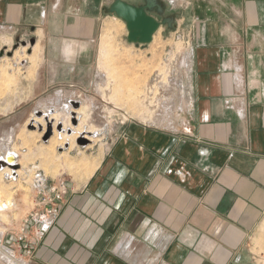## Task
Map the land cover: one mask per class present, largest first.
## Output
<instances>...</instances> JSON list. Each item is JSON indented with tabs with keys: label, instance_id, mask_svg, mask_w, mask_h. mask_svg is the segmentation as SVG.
<instances>
[{
	"label": "crops",
	"instance_id": "0c3cea01",
	"mask_svg": "<svg viewBox=\"0 0 264 264\" xmlns=\"http://www.w3.org/2000/svg\"><path fill=\"white\" fill-rule=\"evenodd\" d=\"M113 1L0 0V36L88 70ZM123 1L188 22L180 127L122 122L24 264H264V0Z\"/></svg>",
	"mask_w": 264,
	"mask_h": 264
},
{
	"label": "rangeland",
	"instance_id": "374dc122",
	"mask_svg": "<svg viewBox=\"0 0 264 264\" xmlns=\"http://www.w3.org/2000/svg\"><path fill=\"white\" fill-rule=\"evenodd\" d=\"M101 23L88 70L43 63L35 34L0 36V163L12 151L19 162L11 168L0 164V245L21 263L24 257L12 254L5 241L31 209L39 180L44 186L60 178L68 185L84 182L124 121L181 124L188 22L158 28L149 43L128 42L124 21L113 13ZM3 250L0 264H11Z\"/></svg>",
	"mask_w": 264,
	"mask_h": 264
},
{
	"label": "built area",
	"instance_id": "2783aa9c",
	"mask_svg": "<svg viewBox=\"0 0 264 264\" xmlns=\"http://www.w3.org/2000/svg\"><path fill=\"white\" fill-rule=\"evenodd\" d=\"M37 184L32 198L33 205L15 227L12 235L14 244L12 254L18 253L20 257L25 258L33 256L36 245L56 222L68 192V183L63 178L51 181L48 186H44L40 180ZM1 247L16 262H21V259L8 253L5 246L0 245V250Z\"/></svg>",
	"mask_w": 264,
	"mask_h": 264
},
{
	"label": "water",
	"instance_id": "95a60500",
	"mask_svg": "<svg viewBox=\"0 0 264 264\" xmlns=\"http://www.w3.org/2000/svg\"><path fill=\"white\" fill-rule=\"evenodd\" d=\"M154 4V0H148L146 7L150 8ZM108 12L113 13L116 17L124 21L127 30V41L133 43H149L161 23H166L169 27L172 24V20L170 19H164L162 22H159L146 12L145 7L134 6L123 0H114L109 6ZM48 128L45 137L51 134V127L49 126Z\"/></svg>",
	"mask_w": 264,
	"mask_h": 264
},
{
	"label": "bare ground",
	"instance_id": "6f19581e",
	"mask_svg": "<svg viewBox=\"0 0 264 264\" xmlns=\"http://www.w3.org/2000/svg\"><path fill=\"white\" fill-rule=\"evenodd\" d=\"M153 37V36H152ZM56 133V132H55ZM60 133H62V132H60ZM61 137V136H60ZM87 137V136H86ZM52 139V138H51ZM54 139H56V138H54ZM85 139V138H84ZM88 139H90V138H88ZM57 140V139H56ZM53 141V140H52ZM4 159H5V161L4 160H2L3 161V164L2 163H0V164H2L1 165V167L3 166H6V167H8V168H11L10 166H14V165H18L19 164V162H16L17 160H18V154H16L15 152H9V153H7L6 154V157H4ZM0 167V168H1ZM20 171V170H19ZM13 174H11L12 176L15 174L16 175V173L15 172H12ZM3 254V257L5 258V260L6 261H9L11 264H24V263H21V262H14L15 260L14 259H12L11 258V256L9 255V254H7L6 252H3L2 253Z\"/></svg>",
	"mask_w": 264,
	"mask_h": 264
}]
</instances>
